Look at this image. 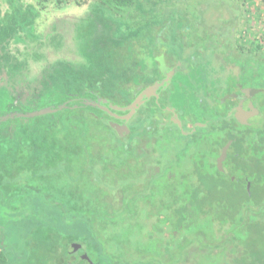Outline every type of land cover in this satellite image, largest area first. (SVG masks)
<instances>
[{
  "label": "trees",
  "instance_id": "obj_1",
  "mask_svg": "<svg viewBox=\"0 0 264 264\" xmlns=\"http://www.w3.org/2000/svg\"><path fill=\"white\" fill-rule=\"evenodd\" d=\"M68 1L38 0L32 6L7 0L9 7L0 14V107L6 104L0 117L63 103L70 107L0 122V186L11 188L8 182L25 171L27 182L58 185L64 196L47 214L24 210L22 218L2 224L0 264H264V122L240 124L228 114L229 104H212L211 113L202 117L190 113L189 106L193 102L207 110L202 96L219 103L229 94L215 87L219 80L208 60L218 50L227 51L226 63L239 66L240 78L257 81L251 88L264 102V31L260 38L255 17L247 19L250 12L244 9L256 0H75L86 5L82 15L57 19L38 33L40 11ZM214 7L230 13L228 25L208 26L205 13ZM164 54L187 63L186 73L173 80L170 98L189 119L186 134L172 121L160 124L161 109L149 104L131 118L148 120L149 126L130 129L121 138L108 123L121 120L83 104L101 98L127 106L139 87L157 80ZM258 108L264 114V104ZM167 139L186 141L162 170L173 198L167 205L172 217L163 227L161 246L156 235L146 234L145 246L136 249L128 237L110 232L128 218L114 224L103 211L109 199L99 198L103 193L97 187L91 193L86 184L94 180L96 168L127 170L128 163L141 160L146 140L152 149L148 164L154 166L150 177H160L158 148ZM228 142L220 171L216 160ZM184 156L190 170L172 186L171 164ZM95 191L97 199H92ZM145 195L128 207L123 194L114 207L117 212L128 207L123 216L133 217L137 205L151 207L153 199ZM32 202L41 206L39 199ZM256 230L260 233H251Z\"/></svg>",
  "mask_w": 264,
  "mask_h": 264
},
{
  "label": "rangeland",
  "instance_id": "obj_2",
  "mask_svg": "<svg viewBox=\"0 0 264 264\" xmlns=\"http://www.w3.org/2000/svg\"><path fill=\"white\" fill-rule=\"evenodd\" d=\"M13 1H19L24 5H32L37 6L38 0H13ZM75 0H69L67 4L57 7L55 4L49 3V5L46 6V8L42 11H40V16L36 21V30L38 33H45L49 30L51 24L56 21L57 19H64L65 17H73V16H80L82 15L86 10V5L77 6L75 5ZM7 0H0V14H3L7 8H8ZM39 8V7H38ZM245 10H248L250 12V16H246L247 19H251V15L255 17L254 22L256 21V29L255 32H258V36L261 38L264 31V1L256 0L255 3H253V6L248 5L244 8ZM257 9V10H256ZM245 15H247L245 13ZM244 15V16H245ZM230 13L225 8H210L205 13V18L207 21V24L209 27H216L219 25H224L227 23L226 21L229 20ZM258 16V17H256ZM228 25V23H227ZM241 26L239 25V29ZM168 40V38H167ZM166 42H169L166 41ZM223 50L216 51L215 54L211 57V60L209 62L211 63L212 67L214 68V71L216 72V75L214 76L217 80H219V83L215 86L218 87L219 92H222L223 90H229V92L233 89V85H239L244 87V89H254L251 88L253 85L257 83V81L249 80V78L244 79L240 78V68L238 65L229 62L226 63V58L230 60L229 57H227V51L222 52ZM244 85V86H243ZM250 85V86H248ZM227 95V94H226ZM224 95L223 99H221L219 102H222L227 97ZM172 97V96H171ZM204 99L202 101V104H205L207 106L206 109H197L195 108L194 103L192 102L189 104L191 107L190 113H193L194 115L198 117L202 116H208L210 112L209 107L212 106V104L216 105L218 104L217 101H211V97L208 96H202ZM171 101V100H170ZM181 103V102H180ZM6 104H1V107H4ZM182 105V104H177ZM0 107V108H1ZM149 121L145 120L143 123H141L138 119H133L128 124L129 129H140L141 127H147L149 126ZM196 124H202L200 122H197ZM195 124V125H196ZM187 128H184L183 133H187L188 126H185ZM109 140H114L112 137L109 136ZM125 138V136L123 137ZM186 143V141H182L181 139H174L170 140L167 139L166 142L159 145V154L161 155L159 161L161 163L160 168V177L158 178H151L150 172L152 169H154V166H152V163L148 164V162L151 161V155L152 149L149 147L147 148L148 142L147 140L142 143V147L146 150V154L143 155L141 160H136V163H128V169H101L96 168V172L94 173V180L90 179L91 184H86L87 190H90L91 193L96 189L97 187L100 192L103 194L100 195L99 198H102L103 200L106 198L110 201V206L103 209L104 213L111 217V219H114L112 223L116 224L118 219L122 216L123 219H127L124 226H118L117 228H113L110 232L113 233H120L119 235H124L126 238L128 237L131 239V242H129V245L134 246V248L138 249L145 246L146 243V234L147 236H154L153 238H156L158 240V246H161L163 244V238L162 234L164 230L163 227L166 224L167 218L171 220V211L167 210V205H169L173 198L171 197L169 193V187H166L167 182V174H162V170L165 169L169 165V161L173 159V156L176 154L178 155V150ZM145 144V145H144ZM160 146L163 150L160 149ZM162 153V154H161ZM116 156V155H115ZM115 156L112 154V159L115 161ZM174 163L171 164V173L174 175L171 185H177L179 182H182V177L186 173L188 174L190 170V162L188 160V156L182 157L178 161H173ZM17 166V165H16ZM170 166V165H169ZM187 171V172H186ZM25 171H21L20 174L15 176L14 179L10 180L8 184L11 185V188H5L3 187V183H1L0 186V227L3 223H11L14 220L22 218V213L27 211L30 214V210L37 212V214H47L48 210L51 208L53 203H59L64 196L60 197V191L58 185L55 184H48V185H41L39 187H36L32 182H27L25 173H22ZM149 174V176H148ZM166 175V176H165ZM80 176V175H78ZM90 177V176H89ZM149 177V178H148ZM149 179V180H148ZM189 182H193L191 179H189ZM77 178H74V186L77 185ZM71 182H69V185ZM30 186H35L31 187ZM71 186V185H70ZM78 186H80V181L78 183ZM247 186V185H246ZM43 187V188H42ZM41 188L42 191L37 193L35 189ZM247 188V187H246ZM9 189V190H8ZM35 190V191H34ZM64 190V189H63ZM249 190V189H248ZM66 191V188H65ZM230 191H233L232 189ZM148 192V197H152V205L151 207H138L136 206L137 210L133 214L131 212L132 216L130 214L124 215V211L128 209V207H134L136 204L135 199L139 196H146L145 194ZM4 193L9 194L7 197H4ZM59 193V194H58ZM123 194L126 196L123 203H126L128 207L126 209L120 208V212L116 211V204L119 205L122 199ZM225 194H229L228 191L225 190ZM30 195H32V200L35 198V200L39 199L41 202L40 207L34 206L32 200H30ZM150 195V196H149ZM98 192L95 191L94 194L91 196L92 199H97ZM105 197V198H104ZM231 198L230 196H227ZM31 201V202H30ZM112 205V206H111ZM131 205V206H129ZM124 207V208H125ZM130 215V216H129ZM159 215V219L157 220ZM116 217H118L116 219ZM127 217V218H126ZM121 218V219H122ZM147 219V221H146ZM157 220V221H156ZM148 222H154L153 224H149ZM156 222V223H155ZM118 224V223H117ZM150 225V226H148ZM115 233H113L115 235ZM252 234L256 235L260 233V231H253ZM156 235V236H155ZM150 241V240H149ZM155 241V239H153ZM125 246V245H124ZM74 260V259H72ZM211 259H206L205 262H212Z\"/></svg>",
  "mask_w": 264,
  "mask_h": 264
},
{
  "label": "water",
  "instance_id": "obj_3",
  "mask_svg": "<svg viewBox=\"0 0 264 264\" xmlns=\"http://www.w3.org/2000/svg\"><path fill=\"white\" fill-rule=\"evenodd\" d=\"M180 65V63H179ZM184 68V66H183ZM160 70L164 75V79L161 82H155L153 85L145 88L144 90L140 91L141 88H138V91H140L134 100L124 107H119L117 105L108 104L107 100L97 98L95 101L86 100L84 101V105H89L91 107H96L99 110L106 112L109 116L116 120H121L123 123H118L114 121H109V126L115 131V133L119 137H124L130 133V129L126 126V123L134 116L136 111L142 106V104L145 102V100L151 96L158 97L156 94V91L164 86L167 85L172 77L177 72L175 68L168 71L167 67L163 62L160 63ZM258 91L254 89H244L243 93L245 94L243 97V100L248 101V104H238L235 107V115L234 117L236 120L242 124V125H248L251 126L253 124H260L264 122V114L261 113L258 109H256L253 104L250 103L249 99L253 94H256ZM76 108L77 106H73ZM70 108L67 103H63L59 106L55 107H44L42 109L28 112V113H20V112H12L9 114H6L4 116L0 117V122H6L9 119H15V118H34L38 116H44L47 114H54L57 113L63 109ZM112 111L116 112H122L123 115H118L116 113H113ZM171 121L176 124L180 129L181 127V121L174 115L171 118ZM198 126H202L203 124H196ZM186 134V133H185ZM231 142H228L226 145H224L221 149L220 155L216 160L217 167L220 171H222V162L226 158L227 150L230 146ZM247 190L249 189V183H247ZM77 248H79L78 245H76ZM76 248V247H75ZM83 258L87 259L85 255H83Z\"/></svg>",
  "mask_w": 264,
  "mask_h": 264
},
{
  "label": "flooded vegetation",
  "instance_id": "obj_4",
  "mask_svg": "<svg viewBox=\"0 0 264 264\" xmlns=\"http://www.w3.org/2000/svg\"><path fill=\"white\" fill-rule=\"evenodd\" d=\"M165 58L164 64L167 67L168 71L175 68L176 69V73L175 75L172 77V79L170 80V82L167 85H164L162 87H160L157 91V98L154 96H151L149 98H147L145 100V102L142 104L141 108H143L144 111L147 110L148 105L149 104H156L158 106V108H160V113L157 117V119L159 120L160 124L165 125L168 124L171 121V118L176 115V117L178 119H180L181 121V127L183 128H187L185 126L189 127V119L187 116H183L181 114V111L178 110V107L175 105L176 103L170 101L171 98V92H172V84H173V80L175 79V76L179 73V72H184L186 73V69H187V63L183 62L182 60H176L174 61L172 55H168V54H164L163 55ZM180 63V65H179ZM184 66V68H183ZM159 77L157 78L156 81H154L152 84L150 85H146V86H142L141 90H144L145 88L153 85L155 82H161L164 79V75L161 72V70L159 69ZM244 87L239 86V85H234L233 89L229 92V94L226 95V99L223 100L222 102H219L218 104H229L230 105V111L228 112L229 115H235V107L238 104H248V101L243 100L244 99V93H243ZM139 91V92H140ZM250 103L253 104V106L256 109H259V104H264L263 101L257 100L256 98V94H253L250 99H249ZM131 120V119H130ZM130 120L126 123V126L129 128V123ZM188 121V123L186 124L185 121ZM118 123H123V121H120ZM130 134V133H129ZM128 134V135H129ZM126 135V136H128Z\"/></svg>",
  "mask_w": 264,
  "mask_h": 264
}]
</instances>
